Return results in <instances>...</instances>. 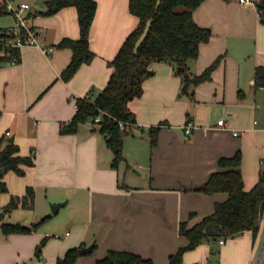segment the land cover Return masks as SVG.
<instances>
[{
  "label": "crops",
  "instance_id": "0c3cea01",
  "mask_svg": "<svg viewBox=\"0 0 264 264\" xmlns=\"http://www.w3.org/2000/svg\"><path fill=\"white\" fill-rule=\"evenodd\" d=\"M128 1L96 0L89 32L95 56L80 65L70 79L63 80L60 73L70 61L71 49L55 44L63 37H79L74 6L51 15H30L28 23L38 30L41 46L26 44L20 48L19 62L0 65V149L15 142L20 154L33 155L35 161L23 175L14 171L4 175L8 190L0 194V213L12 196L25 195L28 186L33 187L36 197L40 189H55L53 196L47 193L46 197L53 202L66 197L59 206L86 188L91 221L102 227L98 233V226L86 231L84 223L76 227L72 222L77 230L74 237L54 250L49 247L53 243L50 238L41 253L38 243L50 232L39 227L25 233L0 230V264H56L68 248L93 241L94 253L80 254L75 264H94L109 249L130 250L151 258L154 264H168L169 254L188 243L179 233L180 222L187 219L188 225L194 224L211 213L216 202L227 198L225 192L205 194L193 189L220 169V157L241 151L239 167L246 190L264 170L260 161L264 157V87L256 86L254 79L255 67L264 66V19L255 6L238 0H204L193 10L196 23L210 28L211 36L200 45L198 56L187 60L188 71L198 74L218 56L221 59L209 80L189 88L192 96L181 91V80L172 64L153 61L149 66L154 74L144 80L142 94L128 102L136 118L133 132L146 133L150 143V127L160 125L157 142L144 158L145 172L133 170L139 181H130L125 169L123 175L129 181L119 183V166L137 165L138 157L126 154L125 160L113 167L112 151L100 146L102 140L106 145L105 136L96 132L98 127L92 122L80 124L74 133L60 132V126L76 111V98L94 94L107 84L112 71L108 61L138 22ZM21 2L30 5L28 12L46 9L45 0ZM9 16L0 23L1 28L14 24V16ZM49 47L52 49L44 52L43 48ZM220 118L225 125H217ZM188 121L194 128L185 133ZM133 132L130 139H138ZM128 136L123 138L125 149ZM29 208L34 213L24 222ZM34 209L33 202L19 203L0 217V226L23 222L30 227L39 219ZM190 212L194 215L188 218ZM216 244L204 241L186 250L183 262L254 264L264 244V209L255 236L245 230ZM258 264H264V245Z\"/></svg>",
  "mask_w": 264,
  "mask_h": 264
},
{
  "label": "trees",
  "instance_id": "16d2710c",
  "mask_svg": "<svg viewBox=\"0 0 264 264\" xmlns=\"http://www.w3.org/2000/svg\"><path fill=\"white\" fill-rule=\"evenodd\" d=\"M204 0H129L128 8L138 18L136 26L123 40L118 52L108 65L112 67L105 87L94 94L77 97L76 111L67 123L60 126L61 133H74L79 125L87 121L97 126L104 134L105 142L112 151L111 165H118L125 160L123 154L124 135L133 132L136 126L134 112L128 102L143 92V82L154 74L150 68L153 61H165L174 66V74L180 77L181 91L188 92L194 87L211 78L212 71L218 65L221 56L198 74H190L187 60L198 56L200 45L207 42L211 36L208 27L200 26L193 17V10ZM46 9L38 12H28V15H51L63 7L74 6L77 11L79 37H63L55 46L71 49V58L61 71L63 80L70 79L83 63H89L95 53L89 46V32L96 12V0H45ZM257 8L264 11V0L257 3ZM11 14L7 9L6 0H0V15ZM264 19V17H260ZM7 28L0 27L1 36L6 35ZM0 65L6 62L17 63L20 60V50L11 47L3 48L0 44ZM255 85L264 87V66L258 65L254 72ZM193 95V90L188 92ZM99 116V120L96 117ZM122 123V125H120ZM160 125L149 129L150 144L155 145ZM241 151L237 150L231 156H222L217 163L219 170L193 189L205 194L225 192L227 198L216 202L211 213L203 216L192 225L188 220L179 224V233L188 240L186 245L169 254L168 264H186L183 253L194 249L201 242L209 241L212 245L220 239L234 237L245 230H251L255 236L259 229L261 215L264 209V170L257 182L248 190L244 188V180L240 170ZM33 155H22L15 142H8L0 149V194L8 190L4 175L14 171L23 175L25 169L34 166ZM34 189L26 188L22 197L12 196L4 206L0 217L15 208L19 203L27 205L33 202ZM194 212L188 214L193 217ZM36 224L30 227L20 223L4 222L0 230L5 233L30 232ZM46 237H43L41 244ZM80 246L68 248L64 255L58 257L56 264H75L81 254ZM93 248L90 250L92 251ZM37 250L40 251L38 245ZM94 264H154L153 260L138 253L125 249H109L105 256L97 259ZM203 264V263H190Z\"/></svg>",
  "mask_w": 264,
  "mask_h": 264
},
{
  "label": "rangeland",
  "instance_id": "374dc122",
  "mask_svg": "<svg viewBox=\"0 0 264 264\" xmlns=\"http://www.w3.org/2000/svg\"><path fill=\"white\" fill-rule=\"evenodd\" d=\"M15 4L21 2L22 0H13ZM13 15V14H12ZM9 14L6 15H0V23L3 20L9 19ZM15 22V19H14ZM181 92V91H180ZM98 134H101V132L99 131V129L96 131ZM135 133V136H139L143 141L142 143L145 144V147H143L142 143H139L138 141H140V138L138 137V139H130L131 137L128 136L129 134H132V132H129L127 134H125L127 137V142H126V147L127 149L123 148V154L124 155H128L129 157H131L130 155L134 154L136 155V157H138L139 162H137L136 164H133V166H128V167H124V165H120V174L118 176V180L119 183H123L124 181H129L128 179L125 180V177L123 175V173L125 172V169H127L128 171V176H130L132 178V180L130 181H134V179L136 180H140V178L137 175L136 171H133L134 169L137 170L139 173L141 172H145V169L143 168V165L145 164V159L146 158V153L147 151L151 148V145L149 143V139L147 141V134L146 133H140L138 131L133 132ZM124 135V136H125ZM130 140H133L134 142L130 144ZM104 141H101L100 146H102V148L106 149L105 143H103ZM132 142V141H131ZM139 145H138V143ZM103 143V145H102ZM124 144V143H123ZM124 146V145H123ZM142 146V147H141ZM125 149V150H124ZM142 149H143V157H141V153H142ZM146 151V152H145ZM128 157V158H129ZM143 159V161H142ZM138 163H140L141 167L138 166ZM85 167H89L88 165H86ZM87 171L84 173V176H87ZM55 189L53 188H49L47 191L40 189V192H38V197L34 196L33 198V205L34 208L36 209V212L39 213V219L36 221V228L39 227V229L41 231H48L50 233H48V235L44 234L43 237H46L44 243L41 244V241H39L38 245L40 246V253L43 249V247H45L46 245H48L49 239L53 238V243H49V247L50 249L53 248L56 249L57 246L56 245H60L61 243L67 242L69 240H71V238L74 237L75 233H76V228L73 226H71L72 222H76V227H79L80 224L84 223V225H86V231L91 230L95 227H97L98 233L101 232L102 227H100L101 223L96 222V221H91V217H92V210H91V206L89 205V200L88 198V194H87V190L86 188H83L82 191H80L81 193H79L76 197L73 196L71 201H69L68 203H65L62 206H59V208H57V210L55 211L52 206L54 204H57L59 202H63L66 200V197L62 200V201H51L48 199V197H46L47 193L50 194V196H53V193ZM61 191H63V189H61ZM35 194V191H34ZM34 209V210H35ZM29 211H27L29 215L24 216V222L28 221L29 219H27L28 216L33 215V211L30 210V208L28 209ZM31 212V213H30ZM17 216H15V214H13V218L16 219ZM27 219V220H25ZM10 221H13L12 219ZM13 222H18V221H13ZM18 223H22L23 222H18ZM66 231H69L68 235H66ZM87 239V238H86ZM94 239V238H93ZM92 239V241H93ZM101 239V238H100ZM89 244V243H88ZM217 245V244H216ZM95 251V248L88 254H93ZM260 250L258 251V254L256 256V261L254 262V264H257V259L260 255ZM262 253V252H261ZM38 255V254H36Z\"/></svg>",
  "mask_w": 264,
  "mask_h": 264
},
{
  "label": "built area",
  "instance_id": "2783aa9c",
  "mask_svg": "<svg viewBox=\"0 0 264 264\" xmlns=\"http://www.w3.org/2000/svg\"><path fill=\"white\" fill-rule=\"evenodd\" d=\"M242 5H253L255 6L259 17H264V11H261L257 8V3L260 0H238ZM7 9L13 14L15 22L14 24L7 28L6 35L1 36L0 44L3 48H11L15 47L20 50V48L26 44L41 46V43L38 41V30L28 23V11L30 5L27 2H19L17 4L14 3L13 0H6ZM52 48H43L44 52H49ZM96 120H99V116L96 117ZM122 125V123H120ZM217 125L222 126L225 125V121L223 118L217 120ZM194 128V124L191 121H188L184 125L185 133L192 132ZM236 133V132H235ZM261 163H264V157L261 158ZM220 243L223 242V239L219 240Z\"/></svg>",
  "mask_w": 264,
  "mask_h": 264
},
{
  "label": "water",
  "instance_id": "95a60500",
  "mask_svg": "<svg viewBox=\"0 0 264 264\" xmlns=\"http://www.w3.org/2000/svg\"><path fill=\"white\" fill-rule=\"evenodd\" d=\"M12 139H10V141H11ZM59 205L60 204H54L53 206H52V208L56 211L57 210V208L59 207ZM94 244H95V241H93L92 243H90L89 245H87V246H83V247H81L80 248V253L81 254H85V253H88L92 248H93V246H94ZM264 245V244H263ZM263 245L261 246V252H262V249H263ZM261 252H260V255H259V257H258V259H257V264H258V262H259V260H260V257H261Z\"/></svg>",
  "mask_w": 264,
  "mask_h": 264
}]
</instances>
